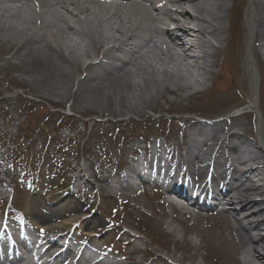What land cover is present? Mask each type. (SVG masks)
I'll return each mask as SVG.
<instances>
[{"label":"bare ground","instance_id":"1","mask_svg":"<svg viewBox=\"0 0 264 264\" xmlns=\"http://www.w3.org/2000/svg\"><path fill=\"white\" fill-rule=\"evenodd\" d=\"M163 1L176 10L167 9L162 0H156V4L151 0H111L110 3L108 0H0V4H11L0 7V37H3L0 41L24 39L19 49L23 55L18 59L19 66L25 72L46 78L36 76L29 79L27 85L81 90L88 107L86 113L101 118L128 114L140 118L148 112L157 113L156 101L160 99L168 104L166 95L178 101H190L210 92V99L218 103L226 97L222 94L239 89L234 85L233 69H228L224 63L226 50L234 49L232 59L240 60V75L246 80V93L242 87L246 94L244 104L258 111L256 133L261 145L249 141L236 130L240 115L221 121L214 119L204 125L192 124L180 146L182 154L167 152L164 155L160 145L153 146L157 149L154 153L145 140L144 153L164 160L167 166L163 171L180 177L173 180V186L159 192L160 209L182 212L194 219L198 213L193 210H197L203 213L204 223L209 222L207 226L212 228V221H217L220 215L184 197L189 195L181 177L188 173L201 174L205 178L204 185L211 190L194 195L205 199L207 194L214 193L217 200L225 202L223 217L232 219L237 237L238 250L232 240L227 243L222 236L216 238L220 245L215 246L214 254L227 247L235 264H264V119L259 107L264 78V0ZM188 2L200 18L182 10ZM164 16L173 23L172 29L163 30L159 26L165 24L162 22ZM214 43L219 47L215 48ZM17 53L14 56H18ZM96 54L100 55L96 62L88 63ZM220 54L223 63L216 61ZM81 63L87 74L76 79L74 75ZM223 70L224 80L220 85L214 76L218 77ZM206 83H210L209 86ZM226 99L232 101V97ZM134 146L127 152H138ZM226 148L231 152L232 157L228 158L232 164L220 152ZM182 162L186 166L189 164L186 169ZM209 164L215 173L208 170ZM227 167L234 168L227 170ZM140 180L141 183L149 181ZM102 181L111 184L107 178ZM124 187L131 189L127 182ZM253 194L261 198L252 199ZM48 202L44 215L36 212L31 200L24 214L37 227L42 225L46 231L56 229L60 237H65L66 233L61 230L66 226L88 227L93 221L92 218L85 220L82 212L76 210L69 218L58 222L54 203L50 199ZM240 214L242 217L238 216ZM166 216L162 213V218ZM226 227L229 229L227 221ZM114 230L124 236L127 243H135L136 239L124 234L120 226ZM260 246L263 251L259 250ZM237 252L242 257L239 260L235 257ZM21 263L20 255L0 261V264ZM107 264L120 263L114 260Z\"/></svg>","mask_w":264,"mask_h":264},{"label":"rangeland","instance_id":"2","mask_svg":"<svg viewBox=\"0 0 264 264\" xmlns=\"http://www.w3.org/2000/svg\"><path fill=\"white\" fill-rule=\"evenodd\" d=\"M8 5L11 6L1 3L0 7ZM23 40L0 41V180L7 185L5 189L0 188L4 200L0 202V210H10L8 199L13 200L14 209L22 212L31 200L40 215H44L49 199L54 203L57 216L62 215L59 217L70 216L79 209L84 216L93 219L91 225L97 236L93 242L105 250L112 248L110 254L116 258L123 256L122 259L117 258L122 260V264H166L167 261L177 264H235L234 256L227 253V247L221 252L223 254L216 255L213 250L220 245L216 240L220 236L227 243L232 240L237 248L232 219L229 216L224 218V212L217 221H212V228L207 226L209 222L204 223L203 213L197 210H193L198 213L196 219L183 216L179 221L180 213L168 208L160 209L159 192L152 188L144 192L142 187L132 191L124 187L125 182H119L123 180L120 169L130 158L127 152L130 146L139 148L144 140L147 143L156 141L168 152L173 149L182 154L183 119L190 117V126L194 122L192 117L197 114L211 118L226 114L229 117L233 115L234 108L246 105V80L240 75V60L232 59L234 49L226 50L224 63L225 67L233 69L234 85L239 89L230 91L231 94H222L226 97L218 103L210 99V92L190 101H178L166 95L169 103L176 104L158 99L157 113L148 112L140 118L128 114L107 121H98L97 118L88 121L90 115L86 113L88 107L83 91L27 85V81L36 76L46 78L25 72L19 66L18 59L23 58L19 52ZM15 53L18 56H14ZM221 54L216 58L219 63H223ZM94 57L97 59L99 55ZM224 73L223 70L218 77L214 76L220 85ZM86 74L81 63L74 78L80 79ZM204 76L209 78V75ZM209 84L206 83L207 86ZM262 86L259 107L264 119V78ZM231 97L232 101L226 99ZM252 111L257 115L251 113L238 118L239 127L236 130L246 135L249 141L261 145L260 139L255 137L258 111ZM149 116L165 119L152 120L151 124L148 120L152 117ZM168 117H178L181 121L171 122ZM127 118L131 120L125 121ZM120 119L124 120L117 122ZM220 152L229 155L230 151L226 148ZM104 178L111 184L103 183ZM79 183L83 189L76 187ZM162 213L167 215L166 218H162ZM116 225L122 226L127 236L136 239L135 243L122 240L123 236L119 237L114 231ZM77 233H74L76 240L81 241L83 235ZM237 254L236 260L241 259Z\"/></svg>","mask_w":264,"mask_h":264}]
</instances>
